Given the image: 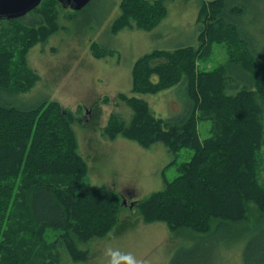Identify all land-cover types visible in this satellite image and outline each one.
<instances>
[{
	"label": "trees",
	"instance_id": "16d2710c",
	"mask_svg": "<svg viewBox=\"0 0 264 264\" xmlns=\"http://www.w3.org/2000/svg\"><path fill=\"white\" fill-rule=\"evenodd\" d=\"M49 1L58 4L56 0ZM163 2L122 0V13L112 22L109 32L113 35L131 28V20L137 29L152 30L167 14ZM211 4L215 8L212 18L218 26H209L206 33L213 30L217 34L227 26L232 28L229 33L237 34L245 43L239 28L223 17H237L244 7L237 0H214ZM207 14L203 9L204 18ZM19 20L22 18L0 20L4 22L0 26V90L11 95L28 91L36 80L25 63L26 53L48 33L43 20L38 25L26 24L30 28L25 40L17 25ZM205 44L202 51L192 46L154 50L133 65L131 92L135 95L155 94L183 85L186 105L179 117L158 118L143 99L119 93L118 98L131 108L132 118L125 124L113 114L104 129L110 140L119 135L145 149L161 143L174 156L183 149L192 152L188 161L177 164L178 176L165 181L162 190L133 205L139 208L144 223L161 222L169 231L187 228L207 234L214 221L219 222L214 232L226 228L227 223L245 222L249 203L256 206L260 221L264 219V186L257 181V157H261L259 151L264 147V117L254 101L256 93L264 102V74L256 76L252 69L246 72L234 63H226L219 71L196 74L194 56L204 54ZM256 59L264 65V60ZM154 76L156 81L151 80ZM240 77L249 82V87L239 88L235 95H224L226 80L232 82ZM4 102L0 99L1 213L10 199L22 204L29 197L30 228L36 235L34 239H40V249L50 246L43 242L44 231L56 230L64 234L62 242L70 245L72 258L80 260L85 254L73 246L70 235H79L81 241L93 234L105 235L116 222L114 202L117 199L119 204L118 195L105 187L80 192L86 169L74 150L69 113H63L58 102H40L29 108ZM199 121L211 122L208 138L198 135ZM4 248L10 249L6 256ZM32 249L30 245L26 257L12 264H34L29 259ZM52 254L40 251L39 264H57V255ZM244 255L252 257L254 264H264L262 233L247 242ZM4 257H21L13 246V237L0 241V264ZM174 258V264L188 263V257L180 262L178 252ZM209 260L207 255L204 264H209Z\"/></svg>",
	"mask_w": 264,
	"mask_h": 264
},
{
	"label": "rangeland",
	"instance_id": "374dc122",
	"mask_svg": "<svg viewBox=\"0 0 264 264\" xmlns=\"http://www.w3.org/2000/svg\"><path fill=\"white\" fill-rule=\"evenodd\" d=\"M121 1L90 0L81 10L72 11L62 8L59 3L41 0L36 9L17 23L20 34L26 40L30 28L26 24L38 25L43 20L44 25L45 21L47 36L32 45L26 53L25 63L36 80L28 91L17 95L0 90V99L3 98L4 103L29 108L40 102L55 101L61 106L63 113L68 111L69 128L75 141L74 150L86 169L80 192L99 187L114 191L119 198V204L117 199L114 202L116 222L105 235L93 234L85 241H81L77 237L79 235L71 234L73 246L85 254L80 260H74L70 254V245L66 246L62 242L64 234L56 230L44 231L43 242L50 246L40 249V239H34L36 235L30 228L29 197L22 204H17L16 199H10L2 213L0 205V241L13 237V246L21 257L13 260L4 257L3 264H12L25 258L30 245L33 249L29 259L34 260V264H39L40 251L57 255V264H107L105 251L109 244L121 251L132 252L140 264H174L177 252L180 262L188 257L187 264H204L207 255L210 258L209 264H254L252 257L244 255L247 242L260 233L264 235V219L260 221L254 204L249 203L247 206V221L227 223L226 228L216 232L214 231L219 222L214 221L211 233L207 234L196 233L187 228L169 231L161 222L144 223L139 208L130 206L131 202L143 200L151 193L162 190L165 181L178 176L177 164L188 161L192 152L183 149L174 156L161 143L145 149L121 136L110 140L105 136L104 129L113 114L125 124H129L132 118L131 108L118 98L119 93L143 99L153 111V103L157 104V108L164 107L171 99L180 103L181 108L174 111L175 106L167 104L164 109L168 117L177 118L182 113L186 105L183 85L155 95H134L131 92L133 61L144 55L143 52L159 50L156 46H163L165 49L160 50L167 51L192 46L198 51L206 42L208 45H204V54L194 56L196 59L193 68L196 74L219 71L226 63H234L246 72L252 69L256 76L263 75V62L256 58L264 60V0H237L244 11L237 17L223 16L239 28L246 44L237 34L229 33L232 28L227 26H222L223 32L219 30L214 34L213 30H209L206 33L209 26H218L212 18L215 8L211 3L214 0L163 2L169 16L162 18L165 22L168 21L167 25L159 28L162 34L169 30L168 23L176 20L175 23L192 25L183 28L185 31L194 32L197 29L196 40L192 34L180 35L182 30L179 29L164 41L156 28L162 20L153 28L156 31L154 34L137 30L131 20V28H123L112 35L109 32L110 25L122 13ZM203 9L208 13L206 18L203 16ZM48 14L45 19L44 16ZM2 25L4 22H0V26ZM201 35H204L203 39L200 38ZM142 39L150 40L143 44ZM106 50L109 53L112 50L111 54L105 53ZM252 53L261 57L253 56ZM243 87H249V82H243L241 77L232 82L226 80L223 94L235 95ZM254 101L261 110L260 115L264 117V102L256 93ZM197 128L201 139L211 135V122L199 121ZM259 154L261 157H257V181L264 186V147ZM19 179L20 177L17 184ZM123 200L126 204L122 203ZM224 233L228 236L223 237ZM9 251L10 249L4 248V256Z\"/></svg>",
	"mask_w": 264,
	"mask_h": 264
},
{
	"label": "water",
	"instance_id": "95a60500",
	"mask_svg": "<svg viewBox=\"0 0 264 264\" xmlns=\"http://www.w3.org/2000/svg\"><path fill=\"white\" fill-rule=\"evenodd\" d=\"M62 8L79 11L90 0H56ZM41 0H0V20H12L24 17L40 4ZM126 204V201H122ZM131 203L130 206H132Z\"/></svg>",
	"mask_w": 264,
	"mask_h": 264
},
{
	"label": "crops",
	"instance_id": "0c3cea01",
	"mask_svg": "<svg viewBox=\"0 0 264 264\" xmlns=\"http://www.w3.org/2000/svg\"><path fill=\"white\" fill-rule=\"evenodd\" d=\"M181 13L180 12H178V15H179V17H181V15H180ZM167 16H169V13L167 12V15H166V17ZM175 21L176 20H174V21H172L171 23H168V25H169V30L167 31V32H165V34H162V32H161V29H159L161 26H164V25H167V22L168 21H164V20H162L161 22H160V24L156 27L157 28V30H158V34H160V35H162V38H163V40L164 41H166L167 40V37H169V35H171V33H174L176 30H179V29H181L182 30V32L180 33V35H183V34H192V35H194V39L196 40V35H195V33H198V31H197V29L196 30H194V32L193 31H185V29H183V28H189V27H192V25L190 24V23H180V22H178V23H175ZM136 29V28H135ZM138 30V29H137ZM140 30V29H139ZM155 29H153L152 31H144V30H140V31H143V32H145L146 34H154V32H156V31H154ZM148 32H150V33H148ZM150 39H142V42H143V44H146L148 41H149ZM149 47H151L150 46V44H149ZM181 47H183V46H181ZM156 49H165L163 46H156ZM154 51V50H153ZM111 52H112V50H111ZM111 52L109 53V54H111ZM150 52H152V50H149V51H147V52H143V54H147V53H150ZM134 63H135V60L133 61V65H134ZM133 65L131 66V84H132V68H133ZM156 80V77H153V81H155ZM172 88H174V87H172ZM171 88V89H172ZM168 90V89H167ZM163 91H165V90H163ZM161 92V91H160ZM155 94H157V93H155ZM155 94H150V95H155ZM135 95V94H134ZM147 104L149 105V103L147 102ZM167 104L168 105H170V104H173L174 106H175V108H174V111H177V110H179L180 108H181V104L180 103H177V102H175L174 100L173 101H171V99H170V101H168L167 102ZM167 104H164V107H158L157 108V104H155V103H153L152 105H153V107L155 108V110L153 111V110H151V107H150V105H149V107H150V110L152 111V113L156 116V117H158V118H168V115L166 114V111H165V106L167 105ZM167 110H168V107H167ZM119 136V135H118ZM118 136H116V138L118 137ZM122 137V136H121ZM115 138V139H116ZM122 138H124V137H122ZM115 139H113V140H115ZM126 139V138H125ZM127 140H129V139H127ZM130 141H132V140H130ZM135 142V141H134ZM138 144V143H137ZM139 145V144H138ZM140 146V145H139Z\"/></svg>",
	"mask_w": 264,
	"mask_h": 264
},
{
	"label": "clouds",
	"instance_id": "9594fccd",
	"mask_svg": "<svg viewBox=\"0 0 264 264\" xmlns=\"http://www.w3.org/2000/svg\"><path fill=\"white\" fill-rule=\"evenodd\" d=\"M105 256L107 257V264H140L132 252L121 251L111 244L106 247Z\"/></svg>",
	"mask_w": 264,
	"mask_h": 264
},
{
	"label": "flooded vegetation",
	"instance_id": "af4514ba",
	"mask_svg": "<svg viewBox=\"0 0 264 264\" xmlns=\"http://www.w3.org/2000/svg\"><path fill=\"white\" fill-rule=\"evenodd\" d=\"M131 201V200H130Z\"/></svg>",
	"mask_w": 264,
	"mask_h": 264
}]
</instances>
